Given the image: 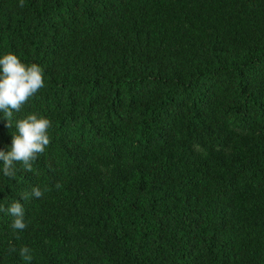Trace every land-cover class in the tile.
<instances>
[{"label":"trees","instance_id":"16d2710c","mask_svg":"<svg viewBox=\"0 0 264 264\" xmlns=\"http://www.w3.org/2000/svg\"><path fill=\"white\" fill-rule=\"evenodd\" d=\"M0 52L50 121L0 264H264V0H0Z\"/></svg>","mask_w":264,"mask_h":264},{"label":"clouds","instance_id":"9594fccd","mask_svg":"<svg viewBox=\"0 0 264 264\" xmlns=\"http://www.w3.org/2000/svg\"><path fill=\"white\" fill-rule=\"evenodd\" d=\"M43 86V70L40 65L23 62L12 52H0V118L14 125L7 150L0 148V177H13L16 164L21 165L23 171L32 172L37 154L43 153L49 144L50 121L46 117L27 113L12 119L13 114L20 112L21 106ZM41 195V190L34 186L31 196L39 198ZM21 198L28 197L21 195ZM0 212L11 217L9 226L14 233L26 228L25 208L18 199L8 202L6 206L0 205ZM18 255L24 259L31 258L27 247H21Z\"/></svg>","mask_w":264,"mask_h":264}]
</instances>
